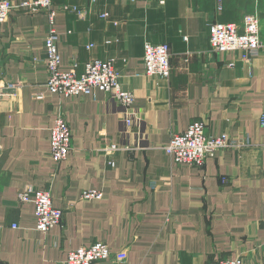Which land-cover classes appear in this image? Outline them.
<instances>
[{"label": "crops", "instance_id": "obj_1", "mask_svg": "<svg viewBox=\"0 0 264 264\" xmlns=\"http://www.w3.org/2000/svg\"><path fill=\"white\" fill-rule=\"evenodd\" d=\"M64 5L84 16L56 14L60 68L70 69L75 59L80 73L90 59H112L140 121L127 127L117 101L101 90L50 93L47 16L10 11L0 23V81L20 87L0 99V264H65L69 250L96 241L126 256L92 264H208L226 257L264 264V0L52 3ZM247 13L259 19V50L212 52L209 24L240 23ZM145 43L168 44L167 78L144 73ZM58 112L69 123L71 148L54 163L49 130ZM196 119L206 134L224 132L242 144L216 150L200 167L175 164L164 149L170 134ZM110 145L118 148L112 154ZM27 186L49 189L63 211L60 224L36 229L33 204L17 199ZM87 189L102 196L81 198Z\"/></svg>", "mask_w": 264, "mask_h": 264}, {"label": "built area", "instance_id": "obj_2", "mask_svg": "<svg viewBox=\"0 0 264 264\" xmlns=\"http://www.w3.org/2000/svg\"><path fill=\"white\" fill-rule=\"evenodd\" d=\"M94 2L95 0H90ZM147 5L163 6L166 0H142ZM53 0H22L13 5L11 0H0V23L4 22L13 8L32 14L45 12L48 19L47 36L44 40L45 69L47 72L46 87L50 93L60 94L66 97L77 96L87 91L101 90L111 95L122 109L123 120L127 127L133 120L140 121L134 112L132 104L134 96L132 92L124 90L120 83V74L114 67L113 60H101L97 58L86 61L82 72L76 71L78 63L75 59L70 62V69L60 68V54L58 51L59 35L55 30V19L58 11L72 10L79 17L84 16V11L75 6H62L60 9L52 7ZM102 14L101 16H105ZM210 50L216 53H230L236 50H245L256 53L261 47L259 37V19L255 13H247L240 23L213 21L209 24ZM186 38V37H183ZM91 44L87 45L90 48ZM144 73L149 76L167 78L170 73L169 46L166 43L143 46L142 58ZM20 87L18 82L0 81V99L13 95ZM36 98H42L37 94ZM259 124L264 127V111L259 116ZM245 142V141H244ZM71 130L69 123L62 112H58L49 130V154L54 163H59L67 158L70 151ZM242 144L241 140H235L227 133L208 135L205 133V125L201 120H192L182 132H172L165 151L171 156L175 164H190L200 167L207 157L214 155L218 149L236 148ZM118 148L110 145L107 148L109 154ZM99 190L87 189L81 193L83 199L100 198ZM19 202L33 204L35 215V227L41 232H46L51 227L58 225L63 220V211L52 204L49 189H37L27 186L17 192ZM262 210L264 216V192L262 193ZM16 225L13 224L12 227ZM125 251L112 252L101 241H96L88 246H79L69 250L65 264H92L93 262L109 261L111 259L123 260ZM208 264H244L241 257L217 258Z\"/></svg>", "mask_w": 264, "mask_h": 264}]
</instances>
